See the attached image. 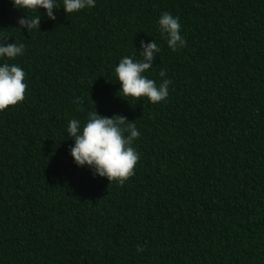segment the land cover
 Returning a JSON list of instances; mask_svg holds the SVG:
<instances>
[{
    "label": "trees",
    "instance_id": "trees-1",
    "mask_svg": "<svg viewBox=\"0 0 264 264\" xmlns=\"http://www.w3.org/2000/svg\"><path fill=\"white\" fill-rule=\"evenodd\" d=\"M39 11L27 32L24 10L0 0V34L25 45L5 59L27 82L0 111V264H264V0ZM163 11L180 18L175 51L158 31ZM152 39L160 51L145 75L171 81L155 104L123 96L114 72ZM95 109L140 132L123 184L69 154L68 120Z\"/></svg>",
    "mask_w": 264,
    "mask_h": 264
},
{
    "label": "clouds",
    "instance_id": "clouds-1",
    "mask_svg": "<svg viewBox=\"0 0 264 264\" xmlns=\"http://www.w3.org/2000/svg\"><path fill=\"white\" fill-rule=\"evenodd\" d=\"M16 9H23L25 14L17 17L19 29L27 32L40 29V8L50 20H55V12L63 8L68 15L82 9L92 8L96 0H11ZM62 3V7L60 6ZM31 12L33 14H26ZM39 13V15L35 13ZM158 31L166 38L168 47L175 51L186 44L181 34L180 18L169 11H163L156 21ZM9 37L0 34V111L10 105L22 101L25 95L27 82L25 70L18 63H8L7 59H15L23 55L25 45L22 42H8ZM160 48L152 39L143 40L139 45V58L124 55L114 68L116 81H119V90L123 96L139 98L146 97L151 103H158L169 95L170 79L164 78L157 84L145 73L154 64ZM165 77V70L159 72ZM78 102V98H77ZM67 139L73 143L68 151L77 167L87 166L93 176L106 177L109 181L115 180L123 184L133 174L134 166L139 159V153L133 146L134 140L140 132L133 121L125 116L114 114L111 117L90 111L87 119H70L66 126Z\"/></svg>",
    "mask_w": 264,
    "mask_h": 264
}]
</instances>
